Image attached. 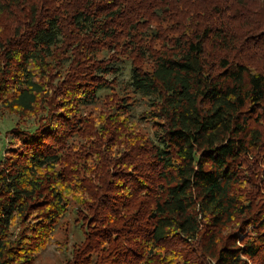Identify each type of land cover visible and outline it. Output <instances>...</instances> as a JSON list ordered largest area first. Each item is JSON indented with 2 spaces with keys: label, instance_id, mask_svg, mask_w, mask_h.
Masks as SVG:
<instances>
[{
  "label": "trees",
  "instance_id": "obj_1",
  "mask_svg": "<svg viewBox=\"0 0 264 264\" xmlns=\"http://www.w3.org/2000/svg\"><path fill=\"white\" fill-rule=\"evenodd\" d=\"M147 1L0 0V114L34 122L6 131L0 264H33L72 202L65 264H264V68L228 20L248 4Z\"/></svg>",
  "mask_w": 264,
  "mask_h": 264
},
{
  "label": "rangeland",
  "instance_id": "obj_2",
  "mask_svg": "<svg viewBox=\"0 0 264 264\" xmlns=\"http://www.w3.org/2000/svg\"><path fill=\"white\" fill-rule=\"evenodd\" d=\"M148 1L146 2V4H148ZM161 1L162 3H153L154 6L157 5L153 10H158L162 12L160 14L163 13L165 14L166 13L165 10L168 11L170 10V7L168 5L166 6L165 4V6H163V4L165 2L167 3L168 0H161ZM172 1H176V0H172ZM199 1L200 0H195L194 3L195 4L199 3ZM205 1H210V0H205ZM241 1L248 4V7L241 8L242 10L238 13L237 16L247 19L245 21L249 24L239 23L244 20H240L233 16H229V14H233V12L235 11L236 2L234 0H217L218 5L222 6L223 14L229 16L228 20L230 21V24L232 26V30H231L232 36H234L233 38L235 40L234 41L235 45L232 46L236 52L235 57H238L245 61H249L251 62L252 65L258 68H264V48H261L260 45L251 44L253 38L249 36V34L254 30V25H257L259 24L258 23L259 21L263 22L264 20L263 19L264 0H241ZM251 1L258 6L256 8L257 10L253 9V5L249 3ZM230 10L232 11L229 12ZM164 23L167 24V21H165ZM156 25L157 23L153 21L150 23L149 27H151V30H153L156 29ZM256 28L258 32L262 29L260 25H257ZM96 56H98V58L105 57L103 54L100 53L96 54ZM121 78H126V75L121 76ZM100 105L102 106L103 104ZM142 109L143 106H141L140 102H138L137 108L135 110V119L139 114L138 112ZM94 110H98V108H95ZM16 122L18 126L21 127L23 126L25 128L26 126H31L34 123L33 120H24L23 117L19 118L12 112L10 113L4 112L2 113V115L0 114V157L2 156L4 150H6V148L9 146V141H8L9 136H7L6 131H8L12 126H14ZM133 127L134 130L141 131L142 133L149 132V127H147L145 123L140 119H137ZM76 216L77 215H76L75 205L72 202L71 205H69L67 212L63 215L60 222L56 226L55 231L49 243L47 244L48 246L35 255L33 264H65V262L71 256V251L74 245L81 242L83 238V229H80L81 223L79 222L76 223L74 221Z\"/></svg>",
  "mask_w": 264,
  "mask_h": 264
}]
</instances>
